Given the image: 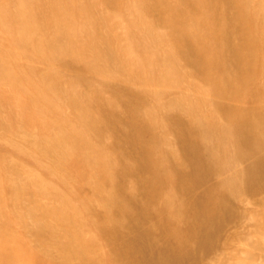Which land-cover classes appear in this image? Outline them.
Returning a JSON list of instances; mask_svg holds the SVG:
<instances>
[{"label": "bare ground", "instance_id": "6f19581e", "mask_svg": "<svg viewBox=\"0 0 264 264\" xmlns=\"http://www.w3.org/2000/svg\"><path fill=\"white\" fill-rule=\"evenodd\" d=\"M99 1L107 5L93 0L0 3L1 33L12 48L49 61L67 59L102 77L94 88L90 81L80 82L71 119L62 116L61 85L54 88L50 77L55 73L33 83L31 70L23 77L4 70L1 61L0 69L31 85L33 97L54 117L56 142L51 140L47 150L64 152L68 156L60 159L66 161L77 159L94 181L92 196L101 204V216L85 201L80 207L96 218L93 236L105 239V251L97 238L85 240L76 231L80 207L52 188L35 186L59 202L49 214L60 227L67 220L70 264H200L218 236L248 210L236 203L248 199L264 207V108L219 106L213 100L224 92L249 102L261 95L254 79L264 54V23L255 11L264 0L253 8L250 0ZM97 5L102 14L115 13L97 21L92 14ZM118 17L126 23L122 36L113 30L120 25ZM157 24L166 32H156ZM180 61L187 62V73ZM188 74L202 77L195 99L174 101L173 109L163 111L154 94L153 108H144L149 85L170 87ZM180 104L187 121L172 117ZM168 132L173 134L169 141ZM106 134L113 138L108 150L95 145ZM238 156L246 163L241 169Z\"/></svg>", "mask_w": 264, "mask_h": 264}, {"label": "rangeland", "instance_id": "374dc122", "mask_svg": "<svg viewBox=\"0 0 264 264\" xmlns=\"http://www.w3.org/2000/svg\"><path fill=\"white\" fill-rule=\"evenodd\" d=\"M5 1L0 0V3ZM259 1L250 0L248 6L253 8ZM93 3L107 5L99 0H93ZM103 12L104 8L97 5L96 12L92 14L99 21L115 13L102 14ZM255 17L264 23V2L255 11ZM115 20L122 27L119 25L120 27L117 26L113 30L115 34L122 36L126 23L119 17ZM1 32L2 30L0 61L4 65V70L10 71L12 68L13 72L16 70L15 73L23 77L26 76V70L29 72L31 70L34 73L31 81L33 83L40 82L47 75L50 76L48 73H55L56 76L50 77L54 78V88L61 85L62 92L59 95L62 97L59 106L62 116L66 118L71 119L74 112L72 102L75 98L79 99L76 90L82 88L80 82L87 80L92 87H98L102 81V77L92 76L81 66L78 67L79 69L75 68L79 64H71L67 59L58 58L49 61L39 55L32 56L30 52H24L21 48L14 49L7 42L8 36ZM156 32L164 33L166 28L157 24ZM257 62L259 64L255 67L259 75L257 80L256 77L254 80L261 90L260 96L257 98L253 96L252 101L249 102L244 101V98H227L224 92L220 97H213V100L220 102L219 106L225 104L248 110L264 108V54ZM179 65L181 69L184 68L185 73L189 71L187 62L180 61ZM4 70L0 69V264H70L68 255L70 251L67 249L73 245H71V237L64 234V231H69L66 226L67 220L62 222L64 228L56 224L54 216L49 213H54L59 202L53 195L43 193V190L39 191V187L35 184L45 187L44 190L52 188L59 197L67 199L72 207H80L82 201H85L86 205L93 207L91 211L96 210V216H101L103 212L99 206L101 204L92 196L94 181H91L87 171L77 159L72 162L70 159L66 161L60 159L68 156L64 152L55 153L54 149L47 150L52 141L56 142L58 126L54 117L33 97L31 85L13 79ZM188 75L179 78L178 83L170 87L159 84L149 85L147 87L149 95L145 98L147 102L144 108L146 110L153 108L154 94L159 95L158 103L164 107L163 111L173 109L170 104L174 101L181 103L182 100L186 103L195 99L197 90L202 85V77ZM129 87L134 91L140 90L135 84H129ZM67 89L71 90L72 94H69ZM102 96L104 99L110 97L107 91L103 92ZM175 109L172 112L174 119L187 121L190 118L183 104ZM74 121H77V118ZM74 121L71 120L72 124ZM165 137L168 141L172 140L173 134L168 132ZM100 144L108 150V146L113 144L111 134L102 136L95 145L100 147ZM259 151L262 153L264 149ZM111 155L105 156L111 157ZM237 160L241 163H238L240 169L246 165L243 163L244 158L238 156ZM246 200L236 204L239 208L248 209V212L245 211L244 215L239 213L242 217L237 218L234 226L227 228L221 236H218L219 241L209 254L201 258L200 264H264V207L249 204L251 201ZM80 208L82 210L83 207ZM252 209L257 211L253 213L250 211ZM83 212L82 210L76 222V231L81 232L85 240L97 238L100 242L95 239L96 244L105 251L107 246L105 239L93 236L95 233L91 226L97 223L96 218L92 214L87 215ZM258 213H261L260 220L256 215Z\"/></svg>", "mask_w": 264, "mask_h": 264}]
</instances>
